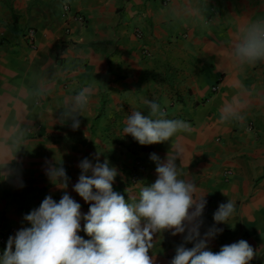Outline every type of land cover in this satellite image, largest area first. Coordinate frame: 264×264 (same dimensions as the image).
Returning <instances> with one entry per match:
<instances>
[{
    "label": "crops",
    "instance_id": "crops-1",
    "mask_svg": "<svg viewBox=\"0 0 264 264\" xmlns=\"http://www.w3.org/2000/svg\"><path fill=\"white\" fill-rule=\"evenodd\" d=\"M261 16L264 0H0V130L23 121L31 149L17 153L10 178L0 173V237L30 226L23 216L47 195L57 202L63 195L45 175L46 162H63L67 191L82 214L90 205L72 186L79 161L97 151L119 172L114 190L138 198L156 180V163L149 161L141 186H128L127 167L140 149L123 129L133 108L147 115L144 101L155 100L168 118L191 125L173 138V148L169 141L153 149L161 160L177 145L184 150L176 161L180 178L195 183L197 195L206 193L201 231L221 203H235L211 250L244 239L258 254L250 264H264V63L241 69L229 56L238 26ZM29 29L35 45L25 37ZM88 84L94 92L79 129L61 125L58 106ZM37 88L50 92L37 100L30 95ZM233 103L244 119L223 121L222 109ZM181 242L180 234L161 235L156 264H170Z\"/></svg>",
    "mask_w": 264,
    "mask_h": 264
},
{
    "label": "clouds",
    "instance_id": "clouds-1",
    "mask_svg": "<svg viewBox=\"0 0 264 264\" xmlns=\"http://www.w3.org/2000/svg\"><path fill=\"white\" fill-rule=\"evenodd\" d=\"M229 56L241 69L264 63V16L238 26L229 43ZM49 92L50 89L37 88L30 95L39 100ZM93 92L94 85L88 84L66 99L58 106L57 122H70L72 130L79 129V118L85 117ZM144 103L147 115L133 108L123 129L124 136L131 135L140 145L170 141L173 148L174 137L191 131L188 122L168 118L167 111L155 100ZM221 119L242 121L241 106L225 105ZM28 131L23 121L16 120L0 130V173L4 179L13 175L17 153L22 148L29 149ZM101 155L99 151L94 154V163L87 157L79 161L80 174L72 186L89 203L87 214H82L81 204L67 191L70 177L63 162H46L45 175L63 190V195L58 202L47 195L38 208L23 216L30 226H23L8 237L0 253V264H156L153 249L165 232L182 236L170 264H250L258 255L244 239L222 245L219 251L211 250L210 242L224 231L218 225L230 226L235 203L230 199L221 203L213 214L214 223L201 231L206 193L197 195L196 184L180 178L184 150L178 145L164 160L155 153L150 155L156 163L157 178L140 190L138 198L126 199L114 190L119 172L107 158L101 162ZM23 186L21 179L19 187ZM81 230L89 239L78 234ZM188 244L192 246L187 247Z\"/></svg>",
    "mask_w": 264,
    "mask_h": 264
},
{
    "label": "built area",
    "instance_id": "built-area-1",
    "mask_svg": "<svg viewBox=\"0 0 264 264\" xmlns=\"http://www.w3.org/2000/svg\"><path fill=\"white\" fill-rule=\"evenodd\" d=\"M64 13L70 12V8L68 4L63 5ZM81 19V17H79ZM66 32H69V29H66ZM142 34L141 30H136V35L140 36ZM25 37L28 41H30L32 44L35 45V38H36V31L34 29H29ZM144 55H150V53L145 50L143 51ZM214 91L219 90V85L216 84L212 88ZM250 128H253V122H251ZM131 143H133V146H137L140 149V152L135 154L131 165L127 167L128 177H127V184L130 186V188L135 189L143 183V180L145 178V173L147 170V166L150 159V155L155 153V150L153 149L154 144L152 145H140L136 140H131ZM13 227H10L8 230H6L3 234H1L0 237V253H2L3 248L6 246L8 237L10 235H13Z\"/></svg>",
    "mask_w": 264,
    "mask_h": 264
},
{
    "label": "rangeland",
    "instance_id": "rangeland-1",
    "mask_svg": "<svg viewBox=\"0 0 264 264\" xmlns=\"http://www.w3.org/2000/svg\"><path fill=\"white\" fill-rule=\"evenodd\" d=\"M132 162V161H131Z\"/></svg>",
    "mask_w": 264,
    "mask_h": 264
}]
</instances>
